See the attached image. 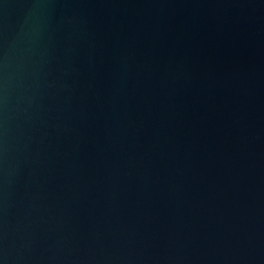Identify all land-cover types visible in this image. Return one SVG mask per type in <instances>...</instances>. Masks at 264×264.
Wrapping results in <instances>:
<instances>
[{"label":"water","instance_id":"95a60500","mask_svg":"<svg viewBox=\"0 0 264 264\" xmlns=\"http://www.w3.org/2000/svg\"><path fill=\"white\" fill-rule=\"evenodd\" d=\"M0 264H264V0H0Z\"/></svg>","mask_w":264,"mask_h":264}]
</instances>
